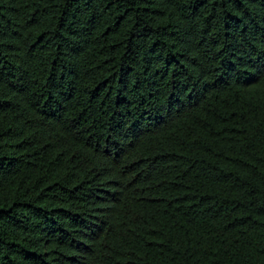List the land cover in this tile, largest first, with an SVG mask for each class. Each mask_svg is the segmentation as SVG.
Returning <instances> with one entry per match:
<instances>
[{
    "label": "trees",
    "instance_id": "16d2710c",
    "mask_svg": "<svg viewBox=\"0 0 264 264\" xmlns=\"http://www.w3.org/2000/svg\"><path fill=\"white\" fill-rule=\"evenodd\" d=\"M0 264H264V0H0Z\"/></svg>",
    "mask_w": 264,
    "mask_h": 264
}]
</instances>
